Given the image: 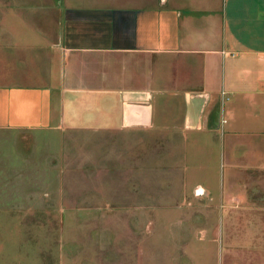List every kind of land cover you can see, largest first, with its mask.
I'll use <instances>...</instances> for the list:
<instances>
[{"label": "crops", "instance_id": "crops-1", "mask_svg": "<svg viewBox=\"0 0 264 264\" xmlns=\"http://www.w3.org/2000/svg\"><path fill=\"white\" fill-rule=\"evenodd\" d=\"M6 11L0 136L27 145L11 180L57 188L0 198L1 219L68 214L58 171L69 133L175 137L178 152L219 158L218 192L196 182L192 200L264 217V0H58L49 28ZM36 134L58 142L44 158ZM37 160L54 180L36 176Z\"/></svg>", "mask_w": 264, "mask_h": 264}, {"label": "rangeland", "instance_id": "rangeland-1", "mask_svg": "<svg viewBox=\"0 0 264 264\" xmlns=\"http://www.w3.org/2000/svg\"><path fill=\"white\" fill-rule=\"evenodd\" d=\"M57 1L0 0V16L11 17L9 9L23 27L37 22L42 24L37 28H49L46 19ZM39 136L32 147L44 158L47 147L58 142L52 137L46 145L49 138ZM67 138L58 189L67 195L68 214L0 218V264H264V217L253 212L227 217L215 209V199L192 200L196 182L218 192L215 155L206 162L188 144L178 152L175 137L69 133ZM8 141L0 136V198L20 202L32 191L57 188L15 184L11 176L24 168L19 155L27 145ZM41 160L36 176L54 180L50 170L44 174ZM52 228L53 241L47 239Z\"/></svg>", "mask_w": 264, "mask_h": 264}]
</instances>
